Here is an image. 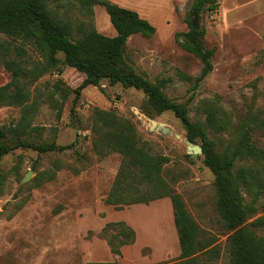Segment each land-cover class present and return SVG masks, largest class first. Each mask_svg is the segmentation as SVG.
<instances>
[{
  "label": "rangeland",
  "instance_id": "obj_1",
  "mask_svg": "<svg viewBox=\"0 0 264 264\" xmlns=\"http://www.w3.org/2000/svg\"><path fill=\"white\" fill-rule=\"evenodd\" d=\"M109 1L138 12L156 28L150 39L140 34L129 39L126 62L160 86L172 103L185 105L191 120L205 126L219 153L237 146L247 118L264 115V0H219L216 12L204 10L198 19L190 12L194 0ZM57 9L75 28L84 22L105 36L117 34L102 6H95L92 14L75 3ZM191 19L205 31V47L215 50L213 70L198 85L203 63L176 40V34L189 31ZM0 56L22 62L28 72L26 82L36 111L26 140L64 148L46 153L16 148L0 159V173L6 176L0 191V264H184L169 197L123 208L105 203L124 158L117 152L106 155L95 146L101 134L95 130L97 110H113L130 121L141 147L168 158L163 177L211 244L198 254L200 264H234L227 242L233 232L225 229L217 209L215 175L203 154L191 157L189 146H201V141L188 139L174 112L159 113L143 91L108 80L83 90L75 103L74 90L84 74L66 66L62 53L56 55L58 66L44 72L48 60L44 53L3 34ZM5 78L10 81V72L0 64V80ZM212 110L230 120L228 130L216 132L206 126ZM22 112L20 106L0 108V126L17 123ZM153 121L165 124L171 133L153 130ZM247 135L250 142L264 147L263 133L249 129ZM242 167L253 169L264 182L263 164L243 156L237 162V168ZM243 197L246 204L253 201L246 190ZM256 206L258 213L243 227H252L254 219L264 215V193ZM120 222L136 237L118 256L111 252L103 230ZM118 229L109 228V235H119ZM256 234L264 237V229ZM121 239L114 237L116 242Z\"/></svg>",
  "mask_w": 264,
  "mask_h": 264
},
{
  "label": "trees",
  "instance_id": "obj_2",
  "mask_svg": "<svg viewBox=\"0 0 264 264\" xmlns=\"http://www.w3.org/2000/svg\"><path fill=\"white\" fill-rule=\"evenodd\" d=\"M64 3L78 4L81 10L91 14L95 6L104 7L116 36H105L92 24L84 22L75 28L73 21L62 17L57 9ZM219 6V0H194L191 16L198 19L204 10L214 13ZM155 33L156 28L138 12L109 0H0V34L31 43L44 53L48 58L43 66L44 72L58 66L59 59L56 55L62 53L66 66L85 75L81 85L74 90L75 103L83 90L98 85L102 80H108L112 85L121 84L124 88L143 91L151 106L159 113L174 112L183 124L188 139L192 142L201 141L204 163L215 175L217 209L225 229L233 232L227 239L231 261L234 264H264V237L256 234L257 229H264V215L254 219L252 227H243L258 213L256 205L264 193V182L255 176L253 169L237 168V162L243 156L250 157L258 165H264V147L250 142L247 135L249 129L264 134V115L258 113L249 116L240 129V143L219 153L214 142L209 139L205 126L191 120L185 105L172 103L160 86L152 84L126 62L129 39L137 34L150 39ZM204 37L205 31L195 30L192 19L187 33L176 34L180 46L203 63L196 85L213 70L215 50L205 47ZM1 58L2 56L0 64L10 72L11 79L0 86V108L20 106L23 112L17 123L0 126V159L16 148H31L39 153L64 149L55 144L34 145L26 140L33 131L32 120L36 111L35 103H31L29 83L26 82L28 72L23 69L22 62ZM58 72L63 74L64 71L59 69ZM95 117V130L101 133L95 146L101 147L106 155L117 152L124 158L105 203L123 208L169 197L179 236L181 259L184 264H200L198 254L211 244L205 241L182 197L164 179L162 172L168 158L152 155L141 147L133 124L120 118L115 111L97 110ZM206 126L216 132H223L229 129L230 120L221 116L218 110H212L207 116ZM5 181L6 176L0 173V191ZM243 190L253 195V201L249 204L244 202ZM117 227L122 239L116 242L114 237L118 239L119 235H109L108 229ZM103 232L107 234L111 252L118 256L121 255V248L132 244L136 237L135 231L123 222L109 223Z\"/></svg>",
  "mask_w": 264,
  "mask_h": 264
},
{
  "label": "water",
  "instance_id": "obj_3",
  "mask_svg": "<svg viewBox=\"0 0 264 264\" xmlns=\"http://www.w3.org/2000/svg\"><path fill=\"white\" fill-rule=\"evenodd\" d=\"M193 27L195 30H200L199 25L196 21H192ZM152 129L158 131L164 135H168L171 133V130L163 123H157L155 121L152 122ZM189 152L192 158L196 159L199 154H203V149L201 146H189Z\"/></svg>",
  "mask_w": 264,
  "mask_h": 264
},
{
  "label": "crops",
  "instance_id": "obj_4",
  "mask_svg": "<svg viewBox=\"0 0 264 264\" xmlns=\"http://www.w3.org/2000/svg\"><path fill=\"white\" fill-rule=\"evenodd\" d=\"M8 82H9V80H6V78L3 79V80H0V86H3V85H5Z\"/></svg>",
  "mask_w": 264,
  "mask_h": 264
}]
</instances>
